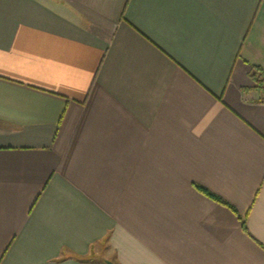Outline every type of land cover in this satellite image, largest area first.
<instances>
[{
    "label": "crops",
    "instance_id": "0c3cea01",
    "mask_svg": "<svg viewBox=\"0 0 264 264\" xmlns=\"http://www.w3.org/2000/svg\"><path fill=\"white\" fill-rule=\"evenodd\" d=\"M255 67L264 0H0V264H264Z\"/></svg>",
    "mask_w": 264,
    "mask_h": 264
},
{
    "label": "trees",
    "instance_id": "16d2710c",
    "mask_svg": "<svg viewBox=\"0 0 264 264\" xmlns=\"http://www.w3.org/2000/svg\"><path fill=\"white\" fill-rule=\"evenodd\" d=\"M254 70H255V73H254L253 79L256 82L257 87H258L259 91L262 94L261 101L264 102V72H263V70L261 68H258V67H255ZM194 186L200 193H202L203 195H205L209 199H211V200H213V201H215V202H217V203H219V204H221L223 206L228 207L234 213L237 214L235 208L232 205H230L227 201H225L223 198H221L220 196L210 192L209 190H207L206 188H204L201 185H197L196 184ZM242 226H243V228L245 227L244 224H242Z\"/></svg>",
    "mask_w": 264,
    "mask_h": 264
},
{
    "label": "rangeland",
    "instance_id": "374dc122",
    "mask_svg": "<svg viewBox=\"0 0 264 264\" xmlns=\"http://www.w3.org/2000/svg\"><path fill=\"white\" fill-rule=\"evenodd\" d=\"M95 253L92 255V257H94V259H95V261H96V263H99V264H105V258H104V255L102 254V252H99V253H97V251L95 250L94 251Z\"/></svg>",
    "mask_w": 264,
    "mask_h": 264
},
{
    "label": "water",
    "instance_id": "95a60500",
    "mask_svg": "<svg viewBox=\"0 0 264 264\" xmlns=\"http://www.w3.org/2000/svg\"><path fill=\"white\" fill-rule=\"evenodd\" d=\"M105 262V264H114L112 261H110V260H105L104 261Z\"/></svg>",
    "mask_w": 264,
    "mask_h": 264
}]
</instances>
